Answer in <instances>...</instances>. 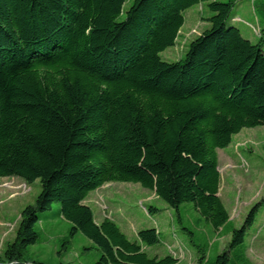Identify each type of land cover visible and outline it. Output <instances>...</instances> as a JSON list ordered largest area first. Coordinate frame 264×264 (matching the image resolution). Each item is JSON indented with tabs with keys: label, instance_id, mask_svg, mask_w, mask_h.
Masks as SVG:
<instances>
[{
	"label": "trees",
	"instance_id": "trees-1",
	"mask_svg": "<svg viewBox=\"0 0 264 264\" xmlns=\"http://www.w3.org/2000/svg\"><path fill=\"white\" fill-rule=\"evenodd\" d=\"M125 1L0 0V177L40 184L0 264H47L23 251L49 216L96 246L93 264H175L142 248L159 242L155 227L131 240L111 218L95 220L84 201L107 182L139 183L179 221L188 206L214 230L228 222L217 149L264 126V0H252L255 42L236 24L242 0H132L120 19ZM198 5L208 26L177 60L163 58ZM258 212L259 202L212 260L185 227L196 264H253L245 237Z\"/></svg>",
	"mask_w": 264,
	"mask_h": 264
},
{
	"label": "rangeland",
	"instance_id": "rangeland-1",
	"mask_svg": "<svg viewBox=\"0 0 264 264\" xmlns=\"http://www.w3.org/2000/svg\"><path fill=\"white\" fill-rule=\"evenodd\" d=\"M131 2L125 1L120 19ZM186 13L176 45L161 53L167 60H177L189 40L208 26L202 6H194ZM235 14L243 36L255 42L259 34L260 13L256 7L254 11L252 0L240 1ZM217 154L221 174L219 196L229 214L224 228L214 230L188 206L181 208L183 217L179 221L176 212L153 191L134 182H107L92 191L84 202L91 207L97 222L104 217L111 218L131 240L137 239L139 229L155 227L159 242L142 248L150 256L170 254L177 257L175 264H196L200 257L185 227L191 229L196 243L202 246L207 243L205 257L212 260L225 248L230 230L239 227L248 209L259 202L255 223L245 237L246 254L253 264H264V126L241 129L232 136L227 147L217 149ZM39 191L38 180L27 184L18 176L0 177V257L8 260V256L16 252L21 210L34 202ZM55 208L56 204L53 205ZM148 209L153 210L149 213ZM41 215H50V211ZM70 226L71 223L63 218H43L39 228L37 226L38 242L23 251V255L47 264H56L60 260L71 264H93L100 255L99 250L80 232L70 236ZM64 246H67L65 250Z\"/></svg>",
	"mask_w": 264,
	"mask_h": 264
}]
</instances>
